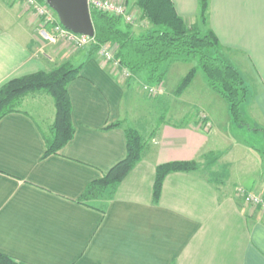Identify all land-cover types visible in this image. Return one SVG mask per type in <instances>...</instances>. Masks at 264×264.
Segmentation results:
<instances>
[{
  "label": "crops",
  "instance_id": "obj_1",
  "mask_svg": "<svg viewBox=\"0 0 264 264\" xmlns=\"http://www.w3.org/2000/svg\"><path fill=\"white\" fill-rule=\"evenodd\" d=\"M113 1L136 10L137 0ZM171 2L187 25L212 31L242 69L252 88L243 106L264 128V0H208L205 24L199 0ZM6 4L0 0V87L65 63L80 72L67 86L74 134L59 154L44 157L53 101L49 117L19 109L0 120V254L19 264H264V216L236 196L243 188L264 197V159L230 136L236 124L200 71L175 97L193 61L167 66L162 83V95L185 105L184 114L172 117L187 122L150 128L141 160L111 199L84 205L86 186L126 156L136 82H120L111 65L87 57V49L42 47L36 37L41 20L37 25ZM139 21L135 34L151 28ZM198 113L209 130L200 128ZM192 161L197 171L167 174L154 203L156 168Z\"/></svg>",
  "mask_w": 264,
  "mask_h": 264
},
{
  "label": "trees",
  "instance_id": "obj_2",
  "mask_svg": "<svg viewBox=\"0 0 264 264\" xmlns=\"http://www.w3.org/2000/svg\"><path fill=\"white\" fill-rule=\"evenodd\" d=\"M45 3L44 0H36ZM208 0H199V19L206 22ZM135 8L139 18L150 29L135 34L133 27L120 17L90 9L94 27V41L87 47V57L96 55L101 46L113 49L114 59L120 68L129 73L126 83L139 82L162 86L167 66L175 62L189 63L196 60V67L189 70L179 82L174 94L180 96L200 71L207 87L223 99L233 123L245 126L241 120V106L245 103L248 88L244 77L229 61L217 37L210 30L198 25H187L175 12L171 0H137ZM80 66L62 64L52 71L39 72L12 79L0 87V120L18 112L22 100L31 93H47L54 106L53 122L45 135L44 157L57 155L72 139L71 103L67 94L68 84L77 78ZM116 124L115 126H118ZM126 156L100 179L89 183L79 203L94 206L109 201L117 185L141 160L145 140L130 128L125 130ZM256 150V149H254ZM198 165L192 162H173L156 168L153 201L160 196L161 185L167 174L195 172ZM0 264H19L9 256L0 254Z\"/></svg>",
  "mask_w": 264,
  "mask_h": 264
},
{
  "label": "rangeland",
  "instance_id": "obj_3",
  "mask_svg": "<svg viewBox=\"0 0 264 264\" xmlns=\"http://www.w3.org/2000/svg\"><path fill=\"white\" fill-rule=\"evenodd\" d=\"M4 1L7 3L6 6H9L10 8H16L18 10L17 11L18 13H20L21 15L28 16V18L32 17V19L36 21V24L39 25L38 24L39 18L27 6V4L23 0H4ZM140 23L142 22L139 21V17L137 15L136 21L131 26L135 28L134 26L135 25L138 26V24ZM36 37L39 40L40 42L39 44L42 47H47L46 41L41 39L40 36L37 34ZM84 49L86 50L87 47L80 50H84ZM80 50H75V51H80ZM195 65H196V60L195 62L193 61L192 65L188 64V66L185 67L186 73H188L189 70ZM238 70L241 76L243 75L245 76L242 69L238 68ZM140 86L141 83L136 82L135 85L136 93L132 96L133 101H131V105H130L131 118L127 128L137 131L144 140H148V137H146V135H148V131L150 130V128L152 129L155 128L159 121H163L170 124H185L187 122V118L185 117H181L180 119L172 117L174 111L175 112L182 111V113L184 114L185 105H176L172 99H169L162 94L156 97L155 99L152 100L148 99L141 92ZM247 88L249 90L252 89L251 87H247ZM125 106H128L127 102ZM19 109L30 110L31 112H33V114L36 117H39L38 119L40 120V117L42 116L49 117V115L53 113L52 99L47 93L44 92L31 93L28 96H26V102L24 104H21ZM248 109L249 108L243 105L241 106L240 109L241 120L242 122H244L245 126L235 125L234 128L230 129L229 133L230 136H232L236 141L240 142L241 144L258 150L260 152V155L264 159V128L261 127L259 128L255 126L253 119L248 113ZM194 113H195L194 111L190 110L191 115H193ZM197 118H198L197 123H200L201 121H200L199 113L197 115ZM200 128L205 129L204 127H200ZM255 129L258 131H254ZM214 157L215 156L211 157V159L209 160L215 159ZM247 207L252 208L249 205Z\"/></svg>",
  "mask_w": 264,
  "mask_h": 264
},
{
  "label": "built area",
  "instance_id": "obj_4",
  "mask_svg": "<svg viewBox=\"0 0 264 264\" xmlns=\"http://www.w3.org/2000/svg\"><path fill=\"white\" fill-rule=\"evenodd\" d=\"M27 6L41 20L43 29L40 31L41 38L49 44H62L74 50H80L88 47L94 41V38L74 34L63 28L52 9L45 3H39L36 0H23ZM90 9H96L109 15L120 17L127 24H134L137 18L135 9H128L122 3L113 0H87ZM99 58L109 63L112 67L113 74L120 82L126 83L130 75L125 70L121 69L117 61L114 59V52L108 46H101L96 54ZM141 92L148 99H155L163 94L162 86L141 84ZM205 116L200 115V127L209 129V123L205 122ZM236 196L246 205L257 208L261 215L264 216V197L255 195L239 188L236 191Z\"/></svg>",
  "mask_w": 264,
  "mask_h": 264
},
{
  "label": "water",
  "instance_id": "obj_5",
  "mask_svg": "<svg viewBox=\"0 0 264 264\" xmlns=\"http://www.w3.org/2000/svg\"><path fill=\"white\" fill-rule=\"evenodd\" d=\"M54 11L61 26L68 31L89 38L95 32L87 0H44Z\"/></svg>",
  "mask_w": 264,
  "mask_h": 264
}]
</instances>
